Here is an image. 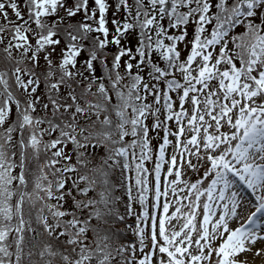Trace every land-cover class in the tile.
<instances>
[{"label":"snow or ice","instance_id":"snow-or-ice-1","mask_svg":"<svg viewBox=\"0 0 264 264\" xmlns=\"http://www.w3.org/2000/svg\"><path fill=\"white\" fill-rule=\"evenodd\" d=\"M0 264H264V0H0Z\"/></svg>","mask_w":264,"mask_h":264},{"label":"trees","instance_id":"trees-1","mask_svg":"<svg viewBox=\"0 0 264 264\" xmlns=\"http://www.w3.org/2000/svg\"><path fill=\"white\" fill-rule=\"evenodd\" d=\"M109 15H111V14H109ZM159 141H154V143H158ZM149 166H151V165H149Z\"/></svg>","mask_w":264,"mask_h":264},{"label":"rangeland","instance_id":"rangeland-1","mask_svg":"<svg viewBox=\"0 0 264 264\" xmlns=\"http://www.w3.org/2000/svg\"><path fill=\"white\" fill-rule=\"evenodd\" d=\"M250 195V194H249Z\"/></svg>","mask_w":264,"mask_h":264}]
</instances>
